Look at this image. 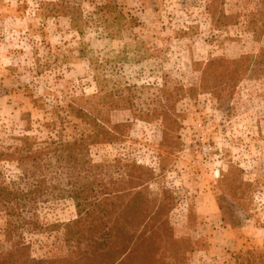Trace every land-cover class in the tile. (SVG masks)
I'll list each match as a JSON object with an SVG mask.
<instances>
[{"label":"rangeland","instance_id":"obj_1","mask_svg":"<svg viewBox=\"0 0 264 264\" xmlns=\"http://www.w3.org/2000/svg\"><path fill=\"white\" fill-rule=\"evenodd\" d=\"M57 1L0 0V186L15 194L0 197V254L13 244L33 259L64 253L62 224L75 218L66 194L85 179L61 168L57 153L44 148L69 140L76 127L57 121L53 129L45 122L55 102L73 99L113 136L84 144L77 154L101 164V185L123 188L122 202L132 196L136 189L121 184L113 164L126 158L151 170L149 197L160 198V187L173 197L172 209L155 220L166 218L161 232L175 242L148 264H264V54H257L264 15L258 39L247 28L259 0H94L110 3L98 9L82 1L81 33L69 15L52 13ZM229 14L231 24L223 16ZM211 72L222 73V82L211 81ZM214 83L224 85L215 105L205 92ZM179 86L181 97H172L165 110V95L156 91ZM119 94L145 117L113 108ZM202 115L212 118L215 175L199 174L181 154L191 122ZM118 122H128L121 135ZM22 134L35 144L18 158ZM18 190L26 193L18 197ZM238 252L250 253L236 258Z\"/></svg>","mask_w":264,"mask_h":264},{"label":"trees","instance_id":"obj_2","mask_svg":"<svg viewBox=\"0 0 264 264\" xmlns=\"http://www.w3.org/2000/svg\"><path fill=\"white\" fill-rule=\"evenodd\" d=\"M82 1L93 4L97 9L105 8L110 4L109 2L98 4L94 0H59L53 3L58 8L52 13L59 11L69 15L72 26L78 30V33H81L77 12ZM259 2L260 9L248 13L249 21L247 22L248 30L257 39L262 30L264 15V0H259ZM223 16L227 21L230 20V24L233 23V14ZM257 54H264V43L260 46ZM221 68L225 70L226 67L222 66ZM212 73L215 72L209 73L211 81L218 78L219 82H222V73L217 72L215 76ZM213 85L210 91L205 92H207L212 104L215 105L217 92L222 90L224 85L216 83ZM181 90L180 86L173 88L172 92L158 89L156 92H159L160 96L165 95L163 97L165 103L161 106H165V110L172 107L174 102L172 97L176 98L177 95L178 98L181 97ZM127 99H129L128 95L121 96L119 94L113 108L117 110L127 109L129 118L145 117L146 113L144 112H135V109L130 110V102ZM51 109L50 121L45 122V126L49 127V124H52L50 127L55 129L57 121L65 122V124L76 127L77 133L73 134L69 140L59 139L58 141L47 142L44 148L47 152L57 153L56 161L61 163V168L67 172L71 170L77 176L83 172L85 179L84 183L72 184V188H69L66 194L73 201L75 218L62 224L61 241L64 253L48 258L33 259L22 255L23 245L13 244L12 248L1 252L0 264H148L150 257L154 259L163 258L164 255L162 254H165L167 250L163 246L170 244V241L174 243L175 240L171 238L170 233L161 232L166 225V218L155 220V216H159V212L166 213L172 209L174 203L170 192L160 187L159 192L162 193L160 198L149 197L147 183L152 177L151 170L130 162L126 158H116L113 164L121 169L122 173L119 176L121 184L128 189H136L126 202H122L119 198H121L123 188H118L115 184H108L107 187H104L96 178L97 168L101 164L80 161L77 158L78 151L84 144L113 139L112 134L108 132L110 127L106 126L101 118L88 114L83 105L73 99H69L63 104L55 102ZM165 110L158 111L162 118H165ZM80 124H83L84 128ZM126 126H128V122L116 123V132L121 135V128ZM18 139L22 144L18 146V158L30 155L32 153L31 148L35 144L33 137L22 134ZM173 147L175 148V146ZM47 152L42 154L44 160H46L45 155L46 157L48 155ZM113 164L106 166H114ZM68 176L70 177V175ZM25 193L18 190V197L24 196ZM1 195L7 199L15 196L14 192L6 191L0 186V197ZM125 212H130L132 217H126ZM145 224H149V228L136 231L139 226ZM169 252L170 254L173 253L171 248ZM248 253L250 252H238L236 258ZM135 255L138 258L134 260ZM158 264H163V262ZM237 264L250 263L240 260Z\"/></svg>","mask_w":264,"mask_h":264},{"label":"built area","instance_id":"obj_3","mask_svg":"<svg viewBox=\"0 0 264 264\" xmlns=\"http://www.w3.org/2000/svg\"><path fill=\"white\" fill-rule=\"evenodd\" d=\"M210 105L208 98L205 100ZM212 118L209 115L196 117L190 125L191 139L183 147L181 154L189 156V165L197 170L199 174L217 173V166L212 162L213 147L209 140V133L212 130ZM211 164V166H210Z\"/></svg>","mask_w":264,"mask_h":264}]
</instances>
